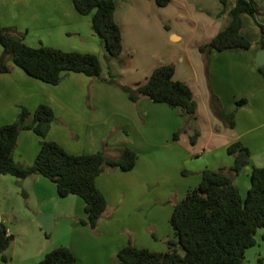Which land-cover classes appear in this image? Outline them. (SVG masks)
Masks as SVG:
<instances>
[{
	"label": "crops",
	"instance_id": "crops-1",
	"mask_svg": "<svg viewBox=\"0 0 264 264\" xmlns=\"http://www.w3.org/2000/svg\"><path fill=\"white\" fill-rule=\"evenodd\" d=\"M254 1L258 13L241 16V32L250 40L247 48L212 49L205 54L198 47L225 26L235 0H227L221 12L219 0H170L166 5L155 0H124L115 2L123 58L122 62L116 59L120 65L116 71L109 62L107 74L102 69L99 76L68 71L59 82L49 83L9 60L10 69L0 72V125L13 121L21 107L33 111L45 103L55 115L46 137L67 151L103 149L110 156H117L123 146L137 151L133 168L107 167L95 178L106 199L105 211L95 227L74 224L75 232L87 239L75 236L66 245L81 264H108L131 240L144 247L142 239L118 236L129 230L124 217L115 215L120 207L134 204L150 213L156 205V212L171 214L173 205L199 183L204 168L227 169L231 165L233 157L226 150L230 142L240 140L250 150V162L233 176L242 196L250 185L251 167L264 166V74L255 63L257 51L264 48L259 44L258 24L264 27V0ZM0 23L32 46L101 52L88 15L80 14L71 0H22L8 17L0 13ZM165 62L173 63V77L192 89L197 103L195 118L146 95L131 100L119 85L143 81L155 66ZM110 74L117 83L108 81ZM239 98L247 101L237 106ZM231 111L232 126L222 116ZM194 131L198 133L191 142L189 136ZM39 147L40 136L32 129H21L13 159L30 164ZM30 175L37 184L52 190L40 174ZM79 203L83 205V200ZM154 224V220L143 223L146 229ZM104 234L107 236L101 240ZM106 244L109 249H105Z\"/></svg>",
	"mask_w": 264,
	"mask_h": 264
},
{
	"label": "trees",
	"instance_id": "trees-1",
	"mask_svg": "<svg viewBox=\"0 0 264 264\" xmlns=\"http://www.w3.org/2000/svg\"><path fill=\"white\" fill-rule=\"evenodd\" d=\"M75 9L90 15L91 28L99 37L107 59L122 58L121 28L114 17L115 0H71ZM170 0H155L166 5ZM221 11L227 0H219ZM259 7L254 0H235L228 10V20L211 39L199 44V50L250 46V40L241 32V16H255ZM261 27L259 44L264 47V27ZM0 72L8 71L12 64L21 67L29 75L45 82L57 83L68 71L82 72L89 76L101 74V61L96 53L63 50L50 45L32 46L22 35L0 23ZM264 74V65L258 66ZM174 64L160 63L143 81L133 85L121 84L131 100L146 95L156 102H165L177 107L181 113L195 118L197 103L190 86L173 77ZM108 81L116 82L110 74ZM246 98L236 100L242 105ZM226 122L234 125V112L222 114ZM55 118L51 106L40 103L33 111L21 107L16 118L0 125V174L26 177L39 173L55 183L59 196L76 194L83 200L84 216L80 222L95 227L106 208V199L95 184V178L107 167L120 170L133 168L137 151L130 146L119 149L117 156L105 150L72 153L58 142L46 137L51 121ZM21 129H32L40 136V147L32 163L23 165L13 159V149ZM197 131L190 134L195 141ZM174 137L178 135L174 132ZM233 161L225 169L204 168L199 183L187 190L172 208L169 223L172 236L164 251L140 247L129 241L116 253L115 264H246L245 249L256 241L258 227L264 228V166H252L249 172L250 185L242 196L233 181L250 162V150L240 140L226 147ZM13 235L6 234V226L0 221V254L9 246ZM181 249L182 251H179ZM37 264H81L66 245H56L47 251Z\"/></svg>",
	"mask_w": 264,
	"mask_h": 264
},
{
	"label": "rangeland",
	"instance_id": "rangeland-1",
	"mask_svg": "<svg viewBox=\"0 0 264 264\" xmlns=\"http://www.w3.org/2000/svg\"><path fill=\"white\" fill-rule=\"evenodd\" d=\"M20 2L22 0H0L1 15L8 17L11 9L16 8ZM115 2L123 3L124 0H115ZM88 18L90 19L89 14ZM100 48L101 52L97 55L101 61L102 73H108L109 62L114 64V71L119 69L120 65L116 63V59H106L102 44H100ZM32 176L17 177L12 174H0V217L2 223L13 235L9 246L3 251L5 259H2L0 254V264H37L43 255L54 246L68 245L75 236H79L80 240L87 239L86 235L77 233L74 229V224H79L81 215H84L83 205L79 203L82 199L76 194L59 196L53 181L41 174L38 175L52 185L51 190L49 187L37 184ZM162 204L165 209L167 204L164 202ZM156 207L155 205L149 211L150 213H145L146 208L143 206H134V204L125 206L123 204L115 215L120 218L124 217L129 230L124 229L118 236L142 239L141 241L144 242L141 243L149 249L155 248L160 251L168 249L166 240L172 236L169 224L170 214H164L161 210L156 212ZM40 213L52 215L53 220L49 233L45 232L36 218ZM150 220H154L155 224L153 228L146 229L143 223L146 224ZM106 236L104 234L100 239L104 240ZM255 239V243L245 249L246 264H264L263 227L257 228ZM85 244L86 242H84ZM95 244L97 245L96 242ZM90 245L93 243L91 242ZM109 248L110 245L106 244L105 249ZM179 251L182 250L179 249ZM116 261V257L112 258L108 264H115Z\"/></svg>",
	"mask_w": 264,
	"mask_h": 264
},
{
	"label": "water",
	"instance_id": "water-1",
	"mask_svg": "<svg viewBox=\"0 0 264 264\" xmlns=\"http://www.w3.org/2000/svg\"><path fill=\"white\" fill-rule=\"evenodd\" d=\"M255 63L257 66L264 65V48H260L255 56ZM37 220L41 223L42 228L46 233L50 232L52 224V215L49 213H40L37 215Z\"/></svg>",
	"mask_w": 264,
	"mask_h": 264
},
{
	"label": "built area",
	"instance_id": "built-area-1",
	"mask_svg": "<svg viewBox=\"0 0 264 264\" xmlns=\"http://www.w3.org/2000/svg\"><path fill=\"white\" fill-rule=\"evenodd\" d=\"M10 232H9V229L8 228H6V234H9Z\"/></svg>",
	"mask_w": 264,
	"mask_h": 264
}]
</instances>
